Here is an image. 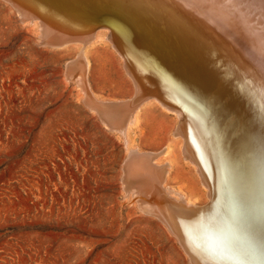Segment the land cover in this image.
I'll list each match as a JSON object with an SVG mask.
<instances>
[{
  "label": "bare ground",
  "instance_id": "6f19581e",
  "mask_svg": "<svg viewBox=\"0 0 264 264\" xmlns=\"http://www.w3.org/2000/svg\"><path fill=\"white\" fill-rule=\"evenodd\" d=\"M5 1L23 19L38 22L40 44L80 46L67 64V79L81 88L84 104L107 130L125 135L149 99L177 114L180 152L207 198L216 181L223 206L219 200L217 211L205 215L206 208L198 209L204 204L169 190L171 164L158 161L167 146L162 152L129 149L121 181L125 198L174 236L189 264H242L227 258L233 253L264 257V0ZM99 30L131 78L130 99L97 101L87 88L85 49ZM203 129L210 133L209 148ZM235 207L247 215L243 223L222 222Z\"/></svg>",
  "mask_w": 264,
  "mask_h": 264
},
{
  "label": "rangeland",
  "instance_id": "374dc122",
  "mask_svg": "<svg viewBox=\"0 0 264 264\" xmlns=\"http://www.w3.org/2000/svg\"><path fill=\"white\" fill-rule=\"evenodd\" d=\"M20 17L0 0V264H189L121 181L129 149L167 146L158 161L171 164L169 190L207 202L180 152L177 114L149 99L125 135L107 130L67 79L80 46H44L38 22ZM105 35L97 31L85 49L87 88L97 101H125L134 85Z\"/></svg>",
  "mask_w": 264,
  "mask_h": 264
},
{
  "label": "water",
  "instance_id": "95a60500",
  "mask_svg": "<svg viewBox=\"0 0 264 264\" xmlns=\"http://www.w3.org/2000/svg\"><path fill=\"white\" fill-rule=\"evenodd\" d=\"M142 11H144L146 14H148V7L146 8L145 6H142V9H141ZM142 14V13H141ZM144 16V15H143ZM147 21V20H146ZM140 24H141V26H146L144 23H142V22H140V21H136L135 22V26H137V25H139L140 26ZM138 27V26H137ZM147 29H148V27H147ZM135 33V32H134ZM139 38L140 39H142V40H144V44H146V39L144 38L143 39V37L142 36H139ZM202 68H204L205 69V66L203 65L202 66ZM203 71V70H202ZM179 91H180V89H179ZM238 96H239V98H243V96H242V94L241 93H238ZM131 102H134V98L131 100ZM187 118V117H186ZM212 134H214V133H211V136H213ZM201 136H203V138L205 139L204 141H205V143H206V146H208V148L210 147V144H211V141L208 139L209 137H210V133H209V131L207 130V131H205L204 129H203V133H202V135ZM208 137V138H207ZM221 136L215 131V138H217V139H219ZM220 197V189L218 188V185H217V183H216V181H215V186H214V188H213V196H212V194L210 195V197H208V201H207V203L206 204H204L203 206H201V207H198V209H200V210H203V209H205L206 208V213L205 212H203L205 215H208L209 213H211L212 211H214L213 210V206H214V204L215 203H217V201H219L220 200V202L219 203H221V206H223V197H222V195H221V199L219 198ZM213 201V204L210 206V202H212ZM210 206V207H209ZM221 208V207H220ZM217 210H215L214 211V213L216 212ZM223 213H224V211H223ZM212 216V215H211ZM247 218V215L242 211V210H236V207L235 208H233L232 210H226L225 211V213H224V215L222 216V219H221V221L222 222H225V221H228L229 223H231V222H234V223H237V224H239V222L240 223H243L242 221H243V219H246ZM264 236V235H263ZM251 257V258H249V257ZM248 256H238V255H235L234 253L231 255V256H227V258H229V259H235V260H237L236 262H239V263H242V264H256V263H254V262H258L259 264H264V257H261L259 254H253V255H251L250 253H249V255Z\"/></svg>",
  "mask_w": 264,
  "mask_h": 264
}]
</instances>
